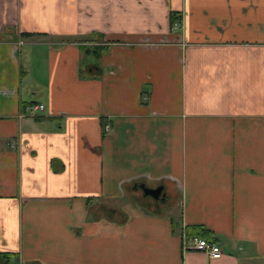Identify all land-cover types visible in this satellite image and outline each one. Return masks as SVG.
<instances>
[{
	"label": "crops",
	"instance_id": "obj_1",
	"mask_svg": "<svg viewBox=\"0 0 264 264\" xmlns=\"http://www.w3.org/2000/svg\"><path fill=\"white\" fill-rule=\"evenodd\" d=\"M0 252L264 264V0H0Z\"/></svg>",
	"mask_w": 264,
	"mask_h": 264
},
{
	"label": "built area",
	"instance_id": "obj_2",
	"mask_svg": "<svg viewBox=\"0 0 264 264\" xmlns=\"http://www.w3.org/2000/svg\"><path fill=\"white\" fill-rule=\"evenodd\" d=\"M178 26L174 24V27ZM102 44V43H100ZM42 105H35L31 110H42ZM181 245L184 251L194 250L205 253L210 259L220 258L222 255L221 247L214 241L207 240L197 235H188L185 232H181ZM11 264V263H10Z\"/></svg>",
	"mask_w": 264,
	"mask_h": 264
},
{
	"label": "water",
	"instance_id": "obj_3",
	"mask_svg": "<svg viewBox=\"0 0 264 264\" xmlns=\"http://www.w3.org/2000/svg\"><path fill=\"white\" fill-rule=\"evenodd\" d=\"M139 187L142 189L143 193L151 196L155 200L165 201L166 197L162 191V186H157L155 188H150L144 186V184H140Z\"/></svg>",
	"mask_w": 264,
	"mask_h": 264
},
{
	"label": "trees",
	"instance_id": "obj_4",
	"mask_svg": "<svg viewBox=\"0 0 264 264\" xmlns=\"http://www.w3.org/2000/svg\"><path fill=\"white\" fill-rule=\"evenodd\" d=\"M174 18V17H173ZM22 35H30V33H22ZM81 46V48L82 49H85V46L84 45H80ZM94 47V46H93ZM102 47V48H101ZM89 48L87 47L85 50H87L88 52H91L92 51V53H93V55L94 54H96V55H98L99 53H100V50H102L103 49V46L102 45H100V46H96V47H94V49H91L90 51L88 50ZM86 51V52H87ZM99 52V53H98ZM8 260H9V257H8V254H6V253H1L0 252V264H6L7 262H8Z\"/></svg>",
	"mask_w": 264,
	"mask_h": 264
},
{
	"label": "rangeland",
	"instance_id": "obj_5",
	"mask_svg": "<svg viewBox=\"0 0 264 264\" xmlns=\"http://www.w3.org/2000/svg\"><path fill=\"white\" fill-rule=\"evenodd\" d=\"M97 44H99V43H95V44H94V45H92V46H95V45H97ZM91 49H94V47H91ZM23 51H24V52H23V54H24V56H25L24 58H26V59H27V56H28V55H27V54H28V51H27L26 47L23 49ZM100 51H102V52H101V54H102L104 51H106V49H105V48H103V49H102V50H100ZM98 53H99V52H98ZM101 54H100V55H101ZM89 55H90V54H89ZM38 112H39V111H38ZM6 264H10V263H8V262H7Z\"/></svg>",
	"mask_w": 264,
	"mask_h": 264
}]
</instances>
